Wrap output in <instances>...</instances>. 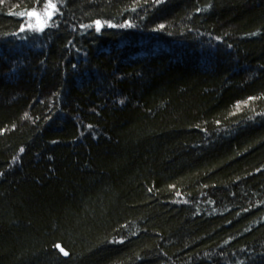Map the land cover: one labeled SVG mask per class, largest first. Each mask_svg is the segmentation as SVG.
Masks as SVG:
<instances>
[{"label":"trees","instance_id":"1","mask_svg":"<svg viewBox=\"0 0 264 264\" xmlns=\"http://www.w3.org/2000/svg\"><path fill=\"white\" fill-rule=\"evenodd\" d=\"M51 3L0 0V264H264V0Z\"/></svg>","mask_w":264,"mask_h":264},{"label":"snow or ice","instance_id":"2","mask_svg":"<svg viewBox=\"0 0 264 264\" xmlns=\"http://www.w3.org/2000/svg\"><path fill=\"white\" fill-rule=\"evenodd\" d=\"M49 6H50L51 8H53V9L56 8V5H55V4H52V3H51V0H48V5H46V7H49ZM33 14H34V13H29L30 16L33 15ZM19 15H23V13H20ZM50 18H51V17H50ZM94 23H95L96 31H100L101 27L103 26L102 23H101V21L97 20V21H95ZM109 26H114V25H109ZM121 26L123 27V26H125V25H121ZM128 26H130V25H128ZM83 27H92V26H91V25H85V26H83ZM163 27H164L163 25H160V28H163ZM40 31H43V29L41 28ZM25 116H27V113H25ZM89 127H91V126H89ZM21 152H23V149H21ZM149 191H151V189H150ZM55 248L58 249V251H59L60 253H62L64 256H68V255H69V252H67V251L64 249V247H62L59 243L55 245Z\"/></svg>","mask_w":264,"mask_h":264},{"label":"water","instance_id":"3","mask_svg":"<svg viewBox=\"0 0 264 264\" xmlns=\"http://www.w3.org/2000/svg\"><path fill=\"white\" fill-rule=\"evenodd\" d=\"M50 7V6H49ZM50 9L52 10V11H55L56 10V8L55 9H53V8H51L50 7ZM31 13H33V12H31ZM29 17L30 18H33L34 20H35V23H36V25L38 26V28H39V30L42 28V29H44V27H45V22H44V18H42V17H38V15L37 14H33V15H29ZM52 18V14H47V21H46V23H48L49 21H50V19ZM101 30V29H100Z\"/></svg>","mask_w":264,"mask_h":264},{"label":"flooded vegetation","instance_id":"4","mask_svg":"<svg viewBox=\"0 0 264 264\" xmlns=\"http://www.w3.org/2000/svg\"><path fill=\"white\" fill-rule=\"evenodd\" d=\"M44 22H45V24H46V21H45V19H44Z\"/></svg>","mask_w":264,"mask_h":264}]
</instances>
